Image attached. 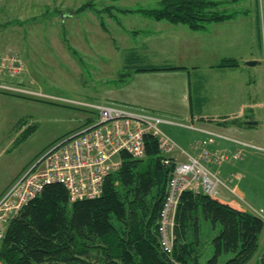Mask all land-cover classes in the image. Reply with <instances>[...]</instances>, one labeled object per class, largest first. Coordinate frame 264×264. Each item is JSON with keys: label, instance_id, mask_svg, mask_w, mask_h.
Segmentation results:
<instances>
[{"label": "trees", "instance_id": "1", "mask_svg": "<svg viewBox=\"0 0 264 264\" xmlns=\"http://www.w3.org/2000/svg\"><path fill=\"white\" fill-rule=\"evenodd\" d=\"M234 3L237 0H163L159 8L141 12L154 21L198 32L237 17L238 12L222 9ZM238 67L237 60L225 59L216 68ZM174 70L180 68L150 66L137 71ZM145 140V156L135 159L122 152L120 168L107 177L96 199L72 202L64 185H47L10 221L0 245L3 263L248 264L254 259L263 219L193 191L184 192L177 207L173 254L164 252L159 222L174 166L164 164L153 136Z\"/></svg>", "mask_w": 264, "mask_h": 264}, {"label": "rangeland", "instance_id": "2", "mask_svg": "<svg viewBox=\"0 0 264 264\" xmlns=\"http://www.w3.org/2000/svg\"><path fill=\"white\" fill-rule=\"evenodd\" d=\"M162 1L0 0V57H16L19 66H14L12 72L7 65L0 67V191L25 162H30L26 172L73 127V114L69 116L56 108L51 110L50 106L66 107L83 117L93 116L95 111L85 108L83 103H97L115 83L119 84V77L128 72L135 58L145 55L146 62L162 64V58L167 56L162 54V43H167L162 24L170 23L154 21L141 12L159 8ZM256 6L262 12L261 61L264 64V0H237L222 9L239 13L256 11ZM187 29L199 33L191 36L188 32L189 39L201 37V32ZM148 44L151 47L147 49ZM184 45L181 39L180 61L189 66H193L191 62H198L200 68L205 66L206 59H191L184 52ZM165 49L171 57L175 56L174 51ZM250 81L256 85L250 97L258 100L260 106L255 113L263 120L264 72L254 74ZM206 144L197 146L207 149ZM261 169L258 184L264 198V156ZM225 188L218 187L221 198L225 193L237 199L234 189ZM245 209L263 216L262 211L246 206ZM206 230L210 236L215 234L209 226Z\"/></svg>", "mask_w": 264, "mask_h": 264}, {"label": "crops", "instance_id": "3", "mask_svg": "<svg viewBox=\"0 0 264 264\" xmlns=\"http://www.w3.org/2000/svg\"><path fill=\"white\" fill-rule=\"evenodd\" d=\"M255 9L256 11L239 12L237 17L229 21L209 24V27L207 26L203 31H198L201 32V37L193 39H189L190 35L197 36L199 33H191L186 25L170 22V24H162L163 36L167 35V43H162V54H167L162 58V64L148 63L146 59L144 60L145 55L144 58L138 56L128 72L124 73L126 77L121 75L119 84L115 83L97 103L130 106L136 110L154 113L169 121L161 125L162 130L192 156L200 155L202 149L197 144L204 142L207 143L206 148L212 152L227 153L230 158L226 162L220 165L212 164L210 169L234 189L237 199L224 193L219 201L241 211H248L245 206L255 211H262L263 216L260 217L264 219V198L261 196V187L258 184L263 171L261 165L264 152L253 148L243 149V146L234 142L238 140L264 149V119L262 120L255 113V110L260 108L258 100L250 97V92L253 91L251 89L256 86L250 79L254 78V74L257 76L259 72H264V64L261 61L262 12L257 6ZM181 39L185 41L184 52L194 60L205 58L203 62L205 66L200 68L198 62H191L193 66H189L187 62L180 61L178 54ZM145 47L148 49L151 46L148 44ZM165 48L174 51L175 56L171 57ZM225 59L237 60L239 67L216 68ZM249 62L257 64L249 66L247 64ZM150 66H171L180 70L137 71ZM259 89L261 91V87ZM14 99L18 98L14 97ZM262 106L264 107V104ZM49 108L67 112L68 115L73 114L74 122L71 123L73 127L62 134L65 136L97 121L95 113L93 116L83 117L66 107L50 106ZM189 125H194L200 130L187 127ZM201 130L218 133L225 138L216 137L212 143H209L210 135ZM241 149L244 154L242 158L231 157ZM175 158L181 162L186 161L180 153H176ZM29 163L25 162L8 179L0 191V196L25 172ZM263 253L264 231L260 240V250L248 264L253 260L255 264H260Z\"/></svg>", "mask_w": 264, "mask_h": 264}, {"label": "built area", "instance_id": "4", "mask_svg": "<svg viewBox=\"0 0 264 264\" xmlns=\"http://www.w3.org/2000/svg\"><path fill=\"white\" fill-rule=\"evenodd\" d=\"M17 62L16 57H0V67L7 65L11 72L15 71L14 66L19 67ZM83 106L95 111L96 123L81 128L51 147L0 196V245L10 221L40 196L47 185H64L72 202L96 199L102 195L107 177L120 168L121 153L128 152L135 159L143 158L145 137L151 135L159 144L164 164L174 166L159 222L161 247L172 255L175 227L172 212L177 211L182 194L186 191L202 192L213 199H221L219 185L229 187L210 169V165L221 164L230 156L208 149H202L199 156L190 155L162 130L161 125L169 121L146 110L116 103H83ZM187 127L200 130L194 125ZM201 131L212 137L210 143L214 137H223L211 131ZM236 142L243 149L264 150L250 143ZM243 149L231 157H242ZM176 153L183 155L186 161H178ZM0 264H4L1 258Z\"/></svg>", "mask_w": 264, "mask_h": 264}, {"label": "water", "instance_id": "5", "mask_svg": "<svg viewBox=\"0 0 264 264\" xmlns=\"http://www.w3.org/2000/svg\"><path fill=\"white\" fill-rule=\"evenodd\" d=\"M249 66H255L257 63L256 62H249L247 63Z\"/></svg>", "mask_w": 264, "mask_h": 264}]
</instances>
